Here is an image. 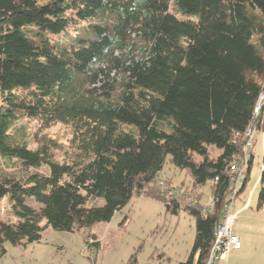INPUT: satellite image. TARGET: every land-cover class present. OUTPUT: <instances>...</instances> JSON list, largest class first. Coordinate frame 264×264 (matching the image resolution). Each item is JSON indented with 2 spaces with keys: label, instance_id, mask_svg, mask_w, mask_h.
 <instances>
[{
  "label": "trees",
  "instance_id": "obj_1",
  "mask_svg": "<svg viewBox=\"0 0 264 264\" xmlns=\"http://www.w3.org/2000/svg\"><path fill=\"white\" fill-rule=\"evenodd\" d=\"M80 24L89 36L68 46L46 36ZM113 70L121 79L111 85ZM263 89L264 0H0V156L49 168L0 179V199L9 197L16 217L0 223V257L5 242H39L48 227L85 231L86 246L97 250L91 226L144 196L194 218L191 250L176 264H206L223 207L248 180L251 152L231 195L229 166L244 157L242 140ZM17 113L44 128L69 125L70 162L53 161L47 146L11 144ZM262 122L259 115L255 131ZM167 157L191 187L159 178ZM208 181L210 204L201 205L196 190ZM258 187L261 207L264 153ZM87 198L103 205L87 208ZM135 263L132 256L127 264Z\"/></svg>",
  "mask_w": 264,
  "mask_h": 264
},
{
  "label": "rangeland",
  "instance_id": "obj_2",
  "mask_svg": "<svg viewBox=\"0 0 264 264\" xmlns=\"http://www.w3.org/2000/svg\"><path fill=\"white\" fill-rule=\"evenodd\" d=\"M45 2V0H40ZM51 43L70 45L76 38L89 36L86 25L80 24L67 29L58 36L47 35ZM108 84L121 79L119 70L109 74ZM103 79V78H101ZM98 82L96 87L101 86ZM112 85V84H111ZM21 89L15 90L19 95ZM11 144L25 145L34 151L39 146L49 147L53 161L69 163L76 154L72 146V130L69 125L55 123L42 127L37 121L30 120L17 113L16 120L8 132ZM217 149L210 150V157L219 156ZM264 139L255 131L252 141V163L244 190L232 203L231 213L240 209L247 200L248 207L240 210L235 218V229L240 232L243 257L241 261L231 260L229 264H264V204L257 207L258 180L263 166ZM47 175L48 166L26 168L16 159L0 156V179L11 177L21 180L27 174ZM162 179H171L173 186L191 187V179L184 172L174 168L169 157L164 162L159 175ZM212 183L206 182L197 188L201 194L200 204L205 205L211 194ZM25 205L38 209L40 205L32 198L25 199ZM101 199L87 198L85 207H101ZM16 220L13 205L8 196L0 199V223H12ZM96 236L99 248H88L82 230L73 233L46 228L39 242L3 244L5 254L0 264H127L135 256V264H176L188 256L195 234L194 218L184 209L176 214L169 212L164 203L155 199L134 196L120 211L113 214L109 221L97 222L89 229ZM91 242V240H90Z\"/></svg>",
  "mask_w": 264,
  "mask_h": 264
},
{
  "label": "built area",
  "instance_id": "obj_3",
  "mask_svg": "<svg viewBox=\"0 0 264 264\" xmlns=\"http://www.w3.org/2000/svg\"><path fill=\"white\" fill-rule=\"evenodd\" d=\"M259 115L263 118L261 134L264 139V89L258 95L253 108V119L244 133V138L242 140L244 157L241 163L233 162L229 166V173L233 176L234 181V188L231 194L232 196L236 194L239 184L243 181L244 172L247 168V162L249 160V155L252 149V141L255 134V120ZM215 182H217V179L214 180V183ZM208 204H210V199ZM231 208V202L225 204L223 207L222 219L215 231L206 264H228L230 253L240 250L242 246L239 236L233 231L236 215L231 213Z\"/></svg>",
  "mask_w": 264,
  "mask_h": 264
},
{
  "label": "crops",
  "instance_id": "obj_4",
  "mask_svg": "<svg viewBox=\"0 0 264 264\" xmlns=\"http://www.w3.org/2000/svg\"><path fill=\"white\" fill-rule=\"evenodd\" d=\"M249 203H250V201H246L245 204H243V206L240 209H238L236 212H234L233 214L237 215V213L240 210H243V209L247 208ZM234 229H235V225H234ZM234 233L237 234L239 236V238H240V235H239L240 232L238 233V232H236L234 230ZM242 246H241V249L240 250L231 252V255L230 256L232 257V260H238V261H241L242 260V257H243ZM231 257H230V259L228 258L229 261L231 260Z\"/></svg>",
  "mask_w": 264,
  "mask_h": 264
}]
</instances>
